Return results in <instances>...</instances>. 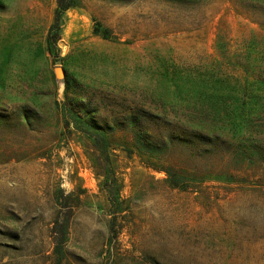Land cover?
<instances>
[{
  "label": "rangeland",
  "instance_id": "rangeland-1",
  "mask_svg": "<svg viewBox=\"0 0 264 264\" xmlns=\"http://www.w3.org/2000/svg\"><path fill=\"white\" fill-rule=\"evenodd\" d=\"M76 1L0 0V264H264V0Z\"/></svg>",
  "mask_w": 264,
  "mask_h": 264
},
{
  "label": "trees",
  "instance_id": "trees-1",
  "mask_svg": "<svg viewBox=\"0 0 264 264\" xmlns=\"http://www.w3.org/2000/svg\"><path fill=\"white\" fill-rule=\"evenodd\" d=\"M57 7L54 13V21L51 24L48 35H47V46L48 50L52 52V50L55 48V44L57 40L59 39V28H60V20L63 13L72 7H75L77 5L76 0H56ZM101 25L96 22L93 33L96 35L101 36L102 38L108 39L109 38V30L107 28L100 27ZM168 171V170H166ZM169 183L171 186L179 187V178L173 177L171 174L168 173ZM173 178V179H171ZM183 188V187H181Z\"/></svg>",
  "mask_w": 264,
  "mask_h": 264
},
{
  "label": "water",
  "instance_id": "water-1",
  "mask_svg": "<svg viewBox=\"0 0 264 264\" xmlns=\"http://www.w3.org/2000/svg\"><path fill=\"white\" fill-rule=\"evenodd\" d=\"M56 73H60V69H56Z\"/></svg>",
  "mask_w": 264,
  "mask_h": 264
}]
</instances>
